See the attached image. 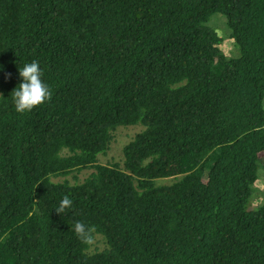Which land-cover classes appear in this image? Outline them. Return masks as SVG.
<instances>
[{"label":"trees","instance_id":"16d2710c","mask_svg":"<svg viewBox=\"0 0 264 264\" xmlns=\"http://www.w3.org/2000/svg\"><path fill=\"white\" fill-rule=\"evenodd\" d=\"M32 60L52 95L21 114ZM0 66V264H264V0H0Z\"/></svg>","mask_w":264,"mask_h":264},{"label":"clouds","instance_id":"9594fccd","mask_svg":"<svg viewBox=\"0 0 264 264\" xmlns=\"http://www.w3.org/2000/svg\"><path fill=\"white\" fill-rule=\"evenodd\" d=\"M20 83L12 90L11 97L15 110L18 113H26L35 107L48 102L52 92L50 86L42 78V69L36 60L25 62L17 68ZM4 69L0 66V72ZM73 201L65 195L59 201L55 212L62 214L66 208H70ZM76 236L85 244H89L93 239L95 227L82 221H76L73 225Z\"/></svg>","mask_w":264,"mask_h":264},{"label":"rangeland","instance_id":"374dc122","mask_svg":"<svg viewBox=\"0 0 264 264\" xmlns=\"http://www.w3.org/2000/svg\"><path fill=\"white\" fill-rule=\"evenodd\" d=\"M207 25L211 28H213L218 36L221 39L220 48L222 53L227 58H234L238 56V48L236 43L234 42L233 38L230 37V29L227 26L226 18L221 14H214L212 15ZM140 130L139 126L134 127H121L117 129L116 135H115V141L111 144L109 151L106 153L105 156H101L99 159L100 163H109V162H116L121 159V148L123 145H125L132 137L133 135ZM258 168V174L259 179L257 180V183L253 186L254 191L258 190V192H262L264 190V162L259 163ZM88 171H82L80 172L77 177L79 179L83 178ZM72 179L71 176L67 178ZM172 179H165V180H158L157 184H169L171 183ZM261 181V182H260ZM258 197L254 195L252 197L253 204L252 207L256 208L262 204H264V194L263 195H257ZM258 205V206H257ZM251 206V205H250ZM251 208V207H250ZM96 245L100 246L101 241L100 239L96 240Z\"/></svg>","mask_w":264,"mask_h":264}]
</instances>
